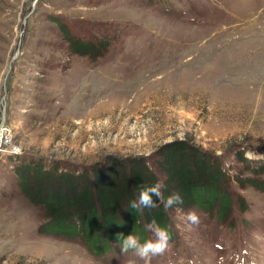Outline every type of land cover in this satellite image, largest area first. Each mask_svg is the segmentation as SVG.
<instances>
[{"label":"rangeland","instance_id":"obj_1","mask_svg":"<svg viewBox=\"0 0 264 264\" xmlns=\"http://www.w3.org/2000/svg\"><path fill=\"white\" fill-rule=\"evenodd\" d=\"M61 25L109 36L100 58L71 54ZM2 128L20 153L0 154V264H144L117 245L94 257L40 233L14 169L80 171L175 140L219 159L234 201L225 222L172 213L173 237L151 264H264V191L237 182L264 185V0H0Z\"/></svg>","mask_w":264,"mask_h":264},{"label":"trees","instance_id":"obj_2","mask_svg":"<svg viewBox=\"0 0 264 264\" xmlns=\"http://www.w3.org/2000/svg\"><path fill=\"white\" fill-rule=\"evenodd\" d=\"M60 27L68 51L91 61L100 58L99 51L110 38L87 41ZM237 158L245 161L239 154ZM14 172L20 194L38 208L43 219L40 233L78 239L94 257L110 253L116 245L121 250L122 242L116 239L120 233L135 235L140 243L149 240L146 225L153 219L168 229L172 239L170 215L177 210L216 214L225 222L234 201L219 159L188 140L165 143L150 158L107 156L80 171L65 170L58 163L45 168L42 162L30 160ZM157 181L165 185L162 199L179 193L183 203L166 209L161 200L156 208H131L130 201L138 199L141 187ZM244 181L264 191V185L254 180L237 182Z\"/></svg>","mask_w":264,"mask_h":264},{"label":"clouds","instance_id":"obj_3","mask_svg":"<svg viewBox=\"0 0 264 264\" xmlns=\"http://www.w3.org/2000/svg\"><path fill=\"white\" fill-rule=\"evenodd\" d=\"M165 187L162 181H157L151 186L141 187L138 199L130 201V207L133 209L156 208L158 207L157 201H161L166 209L172 208L174 205L182 204L183 199L179 193H174L162 199V189ZM156 197V200L153 199ZM187 220L192 225L199 224L198 215L190 211L187 215ZM147 230L151 231L155 237L154 240H147L140 243L139 238L135 235H125L120 233L116 239L121 241V251L127 253L130 250L135 253L137 257L144 261V264H151V258L154 256L162 255L168 248L171 235L166 227H161L155 219L150 221L147 225ZM129 264H135L134 261H129Z\"/></svg>","mask_w":264,"mask_h":264},{"label":"built area","instance_id":"obj_4","mask_svg":"<svg viewBox=\"0 0 264 264\" xmlns=\"http://www.w3.org/2000/svg\"><path fill=\"white\" fill-rule=\"evenodd\" d=\"M11 151V146H9V138L7 137L4 128L0 130V154H5V152Z\"/></svg>","mask_w":264,"mask_h":264},{"label":"bare ground","instance_id":"obj_5","mask_svg":"<svg viewBox=\"0 0 264 264\" xmlns=\"http://www.w3.org/2000/svg\"><path fill=\"white\" fill-rule=\"evenodd\" d=\"M4 131H6V133H7V137L9 138V146H11V151H8L6 153L10 154V155H18L20 153L19 147L12 144V142H11L12 140L10 138L9 130L4 128Z\"/></svg>","mask_w":264,"mask_h":264}]
</instances>
